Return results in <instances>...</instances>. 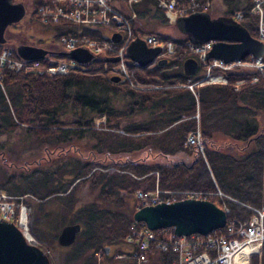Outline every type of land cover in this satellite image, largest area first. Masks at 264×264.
<instances>
[{"label": "trees", "instance_id": "trees-1", "mask_svg": "<svg viewBox=\"0 0 264 264\" xmlns=\"http://www.w3.org/2000/svg\"><path fill=\"white\" fill-rule=\"evenodd\" d=\"M220 1L224 10L219 14L231 16L235 10H243L239 23L250 35L257 36V15L248 11L250 0ZM135 10L132 28L172 39L175 51L164 64L128 61L129 80L110 79L107 71L112 61L107 55L86 62V70L60 75L0 68V155L8 159L15 144L10 138L16 137L22 141L17 143V149H26L24 144L31 141L36 151L46 152L48 160L35 164L28 175H20L34 184L22 190L34 198L22 200L36 215L35 200L50 195L63 197L65 212L70 216L60 215V228L68 223L80 224L86 264L110 262L105 250L112 244L132 258L136 250L133 231L139 224L133 219L139 206L135 190L157 189L161 196L166 192L180 196L185 191H199L217 202L213 194L219 189L230 197L222 199L229 208L228 217L239 218L250 215L243 204L259 205L262 198L264 130H257L247 119L250 108L244 100L260 96L264 77L251 82L243 70L232 68L224 71L226 83H195L192 92L185 83L200 76L185 74L182 69V61L190 56L187 34L178 31L170 35L155 28L161 20L167 21L157 0H141ZM80 31L100 36L95 26H84ZM17 40L24 41V37L17 33ZM177 62L179 68L174 67ZM242 77L245 81L236 86L235 80ZM145 100L151 102L149 109H144L145 103L140 105ZM214 103L225 104L221 105L224 119L234 130L231 133L242 138V144L236 139L223 144L213 139V127L218 128V123L214 125L212 121ZM233 108L238 113L235 119ZM239 116L244 117V125ZM197 127L204 157L195 145L186 143L188 133ZM24 165L12 162L10 167ZM32 175L36 182L31 180ZM1 187L6 188L3 184ZM7 191L16 201H22L16 197L18 193ZM32 231L40 239L41 229L35 226ZM96 252L101 253L99 261ZM147 254V264H172L176 258L174 252L160 250L154 243ZM250 264H264V241Z\"/></svg>", "mask_w": 264, "mask_h": 264}, {"label": "built area", "instance_id": "built-area-1", "mask_svg": "<svg viewBox=\"0 0 264 264\" xmlns=\"http://www.w3.org/2000/svg\"><path fill=\"white\" fill-rule=\"evenodd\" d=\"M139 0H44L36 5L35 16L43 23H74L80 28L83 26H95L99 29H107L104 37H93L84 32L72 33L62 32L57 38L46 40L43 43H31L44 50L40 58L28 59L13 54L11 49L4 45L0 46V68L6 67L11 70L32 69L48 75H60L77 70H86V64L62 53L69 52L75 47H81L91 53L93 57L112 55L118 59L110 66V72L117 73L129 80L130 73L125 56L128 44L140 36L151 47H159L161 55H170L174 51V43L157 33H140L131 26V19L136 16L133 8L134 3ZM175 0H158V4L164 8L165 14L172 20L180 14L194 10L199 5L209 6V0L196 2L191 0L190 10L174 9ZM259 16L257 26V38L263 44V51L259 55L247 53L242 58L231 61H224L217 57H207L211 48L212 40L201 43H188L190 51L199 61L202 67V75L187 86L192 89L193 84L201 83H226L227 77L224 74L228 69L243 70L249 81L253 82L264 77V0H253L249 8ZM244 11L235 10L232 17L236 20L242 18ZM120 33V40L115 42L110 39L112 32ZM245 78L235 80L237 86L245 81ZM0 86L2 85L0 76ZM186 143L195 145L203 154V146L200 142V131L197 128L188 133ZM3 193V192H2ZM136 197L141 204H154L160 201H171L175 196L159 195L157 190H137ZM216 194L221 199V207L226 214L229 208L222 200L225 195L221 190L216 189ZM0 193V218L10 220L16 224L21 231L27 230V211L22 203H19L18 212L15 213L13 197L10 199ZM181 197L206 198L199 191H185ZM12 199V200H11ZM250 210L248 218L230 216L226 218L225 224L206 234L191 233L189 235H175L170 228L150 229L144 222H139L133 234L137 243V250L132 254L135 264H143L147 261V250L151 243L160 250L174 252L176 258L172 264H250L252 255L259 251L264 241V157L262 174V198L259 205L243 204ZM27 233V232H25ZM128 256L125 253H115L114 257Z\"/></svg>", "mask_w": 264, "mask_h": 264}, {"label": "water", "instance_id": "water-1", "mask_svg": "<svg viewBox=\"0 0 264 264\" xmlns=\"http://www.w3.org/2000/svg\"><path fill=\"white\" fill-rule=\"evenodd\" d=\"M24 11L21 2L0 0V41L3 40L7 25L18 21ZM175 25L179 31L187 34L192 43L214 39L207 57L231 61L250 52L259 55L263 51L262 42L250 35L245 27L230 16L211 17L206 11L195 10L178 16ZM119 38L117 32L111 35L113 41ZM159 50V47L146 46L141 38L136 37L127 46L126 54L138 64L147 65L153 62ZM16 51L29 59L40 58L43 54L42 48L26 44L17 46ZM69 55L78 62L88 61L92 57L81 47L72 49ZM156 62L163 64L166 59L160 58ZM196 68L197 61L194 57L188 56L182 61L185 74L194 73ZM110 79L118 80L119 76L112 75ZM133 219L143 221L150 229L173 227L176 235L206 234L225 224L226 212L208 199L186 197L142 205L133 212ZM79 229L78 222L63 225L57 234V242L61 245L72 243ZM105 252H108V249ZM0 264H50V261L44 250L30 242L13 222L0 218Z\"/></svg>", "mask_w": 264, "mask_h": 264}, {"label": "rangeland", "instance_id": "rangeland-1", "mask_svg": "<svg viewBox=\"0 0 264 264\" xmlns=\"http://www.w3.org/2000/svg\"><path fill=\"white\" fill-rule=\"evenodd\" d=\"M12 1L21 2L23 4H26L28 5V8H29L28 11H25V14L23 15L20 23L16 27H14V31H20L21 36L24 37V41H27L28 39V40L37 41L38 43H42L46 38H56L59 32L66 31L70 29L71 27L77 26V24H74V23H43V22H40L36 18L35 14L30 12L32 9L31 8L32 6L29 5L30 0H12ZM190 1L191 0H178V1L175 0L174 9H177L178 11L186 9L188 11L190 10L192 6V5L188 6ZM252 1L253 0H250V2ZM36 4L37 3H35L34 7L36 6ZM194 7H198L199 9L205 8L206 10L210 12V14H212L211 15L212 17L217 16L220 12L224 10L220 0H211L209 2L208 7H204V5H199V6H194ZM248 11L253 13L250 10ZM256 15H257V26H258L259 16L258 14ZM166 17H167V21L164 22L161 20V23L157 24L155 28L158 26L159 31L163 33H167L170 35H177L179 30L174 25L175 20L174 19L172 20L168 15H166ZM9 35L10 37H12L13 32L9 33ZM13 38H14V35H13ZM174 67L179 68L180 63L177 62V64ZM201 71H203L202 68H201ZM140 86H143V85H140ZM139 93H141V91H139ZM140 103H141L140 105L145 103L146 107L144 109L150 108V106H147V105H150L151 103L150 101L146 102L145 100L144 102H140ZM222 104L223 103H214L215 107L212 108V111L214 110L212 121L214 125L218 123V128L213 127V130H212L213 139L219 144L226 143L227 141H231L233 139H236L239 142V144H242L243 142L242 138L234 136L231 133L234 130L229 129L228 124L230 125V123H227V121L224 119L225 109L221 106ZM244 104L250 108L248 111L249 115L247 114V119L252 124H254L257 130H260V129L264 130V91L260 93V96H257L254 99L252 98L249 101L244 100ZM242 112H243V109H242ZM219 113L221 114V117L217 116V114ZM236 114L238 115L237 111H235V109L233 108V119H235ZM241 115H244V112L241 113ZM244 117L243 118L240 117V121H239V122H242L243 125L245 122V120H243ZM97 119H102V118H97ZM239 122L234 126L235 130L238 129V124H240ZM10 139L14 140L15 144L13 145L14 149L9 151L7 155L9 163L12 164V162H14L15 165L16 164L26 165L27 163L29 164L25 166L27 168L26 169V168H19L17 166L16 167L14 166L8 167L5 165L3 166L0 161V185L3 184L6 187V188L1 187L0 193L5 194L4 197H7V199L8 198L10 199V197L8 196L11 195L9 194L10 192L7 190H11V193H13L12 191H15L16 194L18 193L17 194L18 196L16 197H20L21 200L25 197L34 198L32 197L31 194L22 191L24 189L29 190V188H33L34 184L30 185V182L27 179H25V177L20 178V175L26 176L28 175V173L33 171V169L36 166L31 161L35 159L37 156H39L40 154H42L43 152L41 153L40 151H36L37 147L34 144L32 145L31 141H29V145L27 143L24 144L26 149H22V148L17 149V147L19 146V144L17 145V143L21 140H18L17 137L10 138ZM82 150L85 153L84 147H82ZM46 168L49 169V163L46 164ZM53 171H52V175L54 177L55 173ZM31 180L36 182V176L32 175ZM14 181H19V184H17V182L15 183ZM16 186H18L20 190H18L17 189L18 187ZM136 191L137 190H135V193ZM82 192H86V191H82ZM213 196H214L213 198L215 201L217 202L220 201L218 194H213ZM13 199L14 200H13L12 208H14L15 213H17L19 209V205H18L19 201L18 200L16 201L15 198ZM26 202L27 201H24V200L21 201L22 205H24ZM65 204L66 203H65L64 198L59 195L45 196L43 199H38L33 202V207L36 209V215L35 213L33 215V210L31 206L29 207L27 205L26 206L24 205L25 206L24 208L27 211V230L22 231V232L25 236L27 233L33 236V240L31 241L36 242V244L39 247H41L42 250H44V252L47 254L49 258L50 264H53L55 262H60L63 264H86L85 262H88L87 257H85L86 250L81 249L82 248L81 242L83 239V234L81 230L77 232L75 240L72 243L67 244V245H61L57 242L56 236L58 233V229L61 226L60 225L61 223L60 215L61 216L68 215L65 212V208H66ZM35 226L41 229L40 239L32 232ZM111 246L113 247L112 249L116 247L114 245H111ZM261 246L259 248V251L256 254L260 253ZM59 255L60 257L57 258L56 256H59ZM96 256L101 257V253L100 252L97 253ZM100 259L101 258H99V260Z\"/></svg>", "mask_w": 264, "mask_h": 264}, {"label": "flooded vegetation", "instance_id": "flooded-vegetation-1", "mask_svg": "<svg viewBox=\"0 0 264 264\" xmlns=\"http://www.w3.org/2000/svg\"><path fill=\"white\" fill-rule=\"evenodd\" d=\"M38 0H30V6H32L31 8L33 9L35 3L37 2ZM25 5V11H28L29 8H28V5L24 4ZM28 8V9H27ZM30 8V9H31ZM20 20L17 21V22H12L10 23L9 25H7V27L5 28V36L6 38L11 41L12 40V37H10L9 33L11 32H14V27H16L18 24H19ZM6 157L0 155V159L3 163H6L8 165V167H10V163L8 161V159H5ZM48 156L46 154V152L44 151L42 154H40L39 156H37L35 159H33L31 162H33L34 164H40L42 161L44 160H48ZM29 164V163H28ZM18 167V166H17ZM22 168H26L25 165L22 167ZM27 169V168H26Z\"/></svg>", "mask_w": 264, "mask_h": 264}, {"label": "crops", "instance_id": "crops-1", "mask_svg": "<svg viewBox=\"0 0 264 264\" xmlns=\"http://www.w3.org/2000/svg\"><path fill=\"white\" fill-rule=\"evenodd\" d=\"M188 89H190L192 92H193V88L191 89V88H189L188 86H186ZM197 111V110H196ZM198 112V111H197ZM194 116H195V118L196 119H198V113H195L194 114ZM80 230V229H79ZM112 245H114V244H112ZM113 247L111 246L110 247V249L108 250V252H105L106 254H109V260H110V264H134V260L133 259H130V258H115L114 257V252L115 253H119L118 251L119 250H117L116 249V247H114V249H112ZM124 249H126V248H124ZM96 254H97V252H96ZM57 258L58 257H60V255L59 256H56ZM96 258H97V260L99 261V258L100 257H98V256H96ZM105 262V261H104ZM103 263V262H102ZM148 262H145V263H143V264H147ZM53 264H63V263H60V262H55V263H53ZM99 264H101V263H99Z\"/></svg>", "mask_w": 264, "mask_h": 264}, {"label": "bare ground", "instance_id": "bare-ground-1", "mask_svg": "<svg viewBox=\"0 0 264 264\" xmlns=\"http://www.w3.org/2000/svg\"><path fill=\"white\" fill-rule=\"evenodd\" d=\"M26 236L30 239V240H33V236L29 233L26 234Z\"/></svg>", "mask_w": 264, "mask_h": 264}]
</instances>
